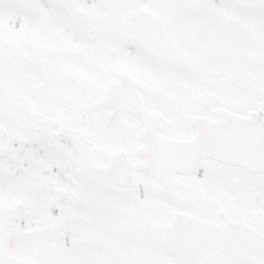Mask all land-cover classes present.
<instances>
[{
  "label": "snow or ice",
  "instance_id": "6c2138e0",
  "mask_svg": "<svg viewBox=\"0 0 264 264\" xmlns=\"http://www.w3.org/2000/svg\"><path fill=\"white\" fill-rule=\"evenodd\" d=\"M0 264H264V0H0Z\"/></svg>",
  "mask_w": 264,
  "mask_h": 264
}]
</instances>
